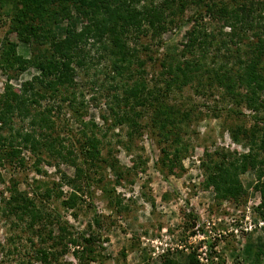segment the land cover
Instances as JSON below:
<instances>
[{"label": "rangeland", "instance_id": "rangeland-1", "mask_svg": "<svg viewBox=\"0 0 264 264\" xmlns=\"http://www.w3.org/2000/svg\"><path fill=\"white\" fill-rule=\"evenodd\" d=\"M17 4L18 0L0 2V95L10 85L8 94L22 96V83L40 74L32 64L19 70L4 63L5 44L16 43L17 53L32 60L49 49L50 40L20 38L13 21ZM71 8L72 16L66 18L59 4H53L36 23L62 39L68 27L81 29L86 21L85 15ZM195 10V6L186 7L177 16L179 26L169 28L161 39L150 30L131 31L133 55L124 70L118 68L120 63L106 39L90 38L82 43L84 63L76 66L75 83L53 97L41 98L36 109L52 108L54 123L47 130L66 139L63 144L76 154L82 153V130L87 128L98 139L102 158L87 164V173L78 179L77 185L82 183L84 188L77 191L75 206L64 204L74 191L65 180L66 175L74 177V166L47 155L38 160L22 145L21 157L11 158L0 147V264H44L35 256L41 246L39 225L30 228L5 211L8 187L14 183L44 212L43 236L50 229L58 235L61 224L66 235L78 241L52 247L53 264H192V259L195 264H264V217L260 214L264 164L261 170L248 168L238 175L242 189L234 196H225L208 184L216 166L250 148L264 161V90L258 80L244 81L258 91L261 104L256 110L243 98L235 100L212 86L207 76L179 82L169 72L170 65L183 58ZM205 22L217 34L232 31L228 26L221 29L220 18L206 16ZM244 28H250L244 36L250 40L257 33L264 36L263 19ZM228 37L223 39L232 51L223 53L226 57L234 56L235 49ZM240 47L241 52L248 49ZM216 55L212 50L208 60L213 62L211 57ZM262 63L264 69V58ZM141 82L154 91V97L146 106H135L142 114L139 125L118 120L125 108L129 110L122 98ZM160 104L180 111L174 134L182 140L181 151H174L171 142L162 138L163 128L153 119V109ZM29 121L30 117L15 114L13 131L32 130ZM11 132L4 127L0 133ZM83 236L92 238L85 247L79 244Z\"/></svg>", "mask_w": 264, "mask_h": 264}, {"label": "trees", "instance_id": "trees-1", "mask_svg": "<svg viewBox=\"0 0 264 264\" xmlns=\"http://www.w3.org/2000/svg\"><path fill=\"white\" fill-rule=\"evenodd\" d=\"M3 0H0L2 2ZM53 4H59L66 18L72 16L74 6L78 12L86 17L81 29L68 27L66 36L58 39L55 33L45 30L36 21L41 22L50 12ZM16 15L13 19L14 27L20 32V38L23 41L32 39L47 43L49 49L45 55L37 58L26 59L22 54L17 53L16 43L9 42L5 44L2 51V60L9 66H17L19 70H25L27 65L32 64L40 71V74L33 79L22 83V96L8 94L10 85L6 93L0 95V132L4 127L10 128V134L0 133V147L3 154L11 158H18L22 151L20 146L29 148L38 160L43 156H51L55 159L65 160L68 164L75 167L74 177L66 175V183L74 189L64 200L67 207H73L78 200L77 191L82 190V183L77 185L78 179L87 173V164L101 160V150L98 146V139L95 134H88L87 128L82 130L85 137L82 153H75L71 147L64 145L66 139L53 136L47 128L53 127L52 108L36 109L40 105L41 98L53 97L57 92L66 86L75 83L76 66L83 65L84 49L82 43L106 39L112 46V53L115 59L120 63L118 68L124 70L129 64L133 55L129 44V34L131 31L150 30L152 36L162 38L169 28L179 26L177 16L184 13L186 7L195 6L196 10L190 17L193 21V27L187 32V40L184 43V49L181 53L182 59L175 64L170 65L169 72L175 75L176 79L188 81L198 78V76L209 77V83L212 86H218L233 99H242L250 103L254 109H258V91L248 87L247 81L258 80L259 88L264 90V36L257 33L254 40L246 36L250 28H244L246 25L254 26L257 21H264V1L255 0H18ZM55 11L53 14H59ZM206 16L212 19H222V28L229 27L232 31L216 33L215 30H209L205 22ZM246 31V32H245ZM224 35V36H223ZM232 40L235 46L234 56L226 57L223 53L232 51V47L223 39L227 37ZM221 39L220 41H218ZM237 39L238 41H234ZM93 41V42H94ZM218 42V43H216ZM241 45L248 49L241 52ZM224 49V51H223ZM217 54L211 57L213 62L208 59L211 51ZM222 50V51H221ZM49 52V53H48ZM192 56H188L187 54ZM222 53V56H221ZM244 55H246L244 57ZM249 57V58H248ZM224 58V59H223ZM233 62V63H232ZM126 64V65H125ZM235 67H234V66ZM122 73L123 71H118ZM202 83V82H200ZM246 86V91L241 90ZM24 95V96H23ZM154 97V91H148L145 82L135 83L127 90V94L122 98L125 108L122 122H130L133 125H139L138 117L142 114L135 106H146L148 100ZM254 103V105H252ZM35 107V108H34ZM34 110H33V109ZM177 107L170 105H159L155 111L153 119L159 122L163 128L162 138L171 142L174 151H181L182 140L179 134H174L176 125L179 122L178 115L180 111ZM129 113H132L129 115ZM18 114L23 119L30 117L29 123L32 130L13 131L14 115ZM188 115V113H186ZM117 116V114L115 115ZM121 116V115H119ZM84 127L87 122L82 121ZM96 126L95 121H91ZM40 129V130H39ZM172 136H175L173 139ZM264 142V141H262ZM67 144H71L69 141ZM262 144V143H260ZM3 155L0 154V158ZM21 157V156H20ZM264 161L250 148L247 153L237 156L228 162H222L215 167L208 176V184L216 190L221 191L225 196H234L242 189L238 175L245 172L248 168L262 169ZM40 171V169L38 168ZM85 186V185H84ZM9 196L6 200V213L12 215L20 222L26 221V225L40 228L38 233L41 238V246L36 251V258L44 264H53L52 247L67 246L68 243L75 242L71 235H66V228L59 224L58 235H53L52 229L43 236V228L46 227V216L42 209L37 206L35 200L27 193L20 191L17 184L8 187ZM261 209L260 214L264 217V183L261 185ZM50 215V214H49ZM59 222V221H57ZM43 226V227H42ZM91 237H82V244L91 241ZM53 240L52 243H48ZM67 240V241H65ZM47 244V245H46ZM50 244V245H48ZM195 261V259H192ZM194 261L192 264H195Z\"/></svg>", "mask_w": 264, "mask_h": 264}]
</instances>
